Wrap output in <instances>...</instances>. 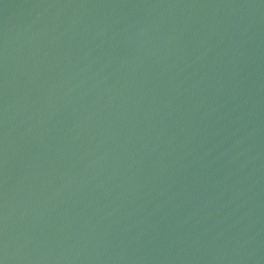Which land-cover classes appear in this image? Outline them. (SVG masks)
<instances>
[{
  "label": "water",
  "instance_id": "1",
  "mask_svg": "<svg viewBox=\"0 0 264 264\" xmlns=\"http://www.w3.org/2000/svg\"><path fill=\"white\" fill-rule=\"evenodd\" d=\"M0 264H264V0H0Z\"/></svg>",
  "mask_w": 264,
  "mask_h": 264
}]
</instances>
